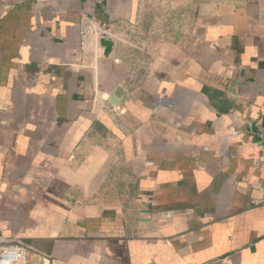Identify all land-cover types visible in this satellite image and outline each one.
I'll use <instances>...</instances> for the list:
<instances>
[{"label":"crops","instance_id":"obj_1","mask_svg":"<svg viewBox=\"0 0 264 264\" xmlns=\"http://www.w3.org/2000/svg\"><path fill=\"white\" fill-rule=\"evenodd\" d=\"M263 130L264 0H0V227L48 264H264Z\"/></svg>","mask_w":264,"mask_h":264},{"label":"built area","instance_id":"obj_2","mask_svg":"<svg viewBox=\"0 0 264 264\" xmlns=\"http://www.w3.org/2000/svg\"><path fill=\"white\" fill-rule=\"evenodd\" d=\"M80 43L84 47L90 43L99 44L101 39L111 38L109 26L101 24L94 18L86 15L79 21ZM264 144V130L260 134ZM261 194L254 199L255 203H264V187ZM49 259L42 253H37L23 239L7 235L0 227V264H48Z\"/></svg>","mask_w":264,"mask_h":264},{"label":"rangeland","instance_id":"obj_3","mask_svg":"<svg viewBox=\"0 0 264 264\" xmlns=\"http://www.w3.org/2000/svg\"><path fill=\"white\" fill-rule=\"evenodd\" d=\"M126 179L125 169L119 159L115 166L110 167L104 173L100 189L104 196L103 202L117 206L119 209L134 208L138 204L133 197L137 191L133 189L134 182L130 183Z\"/></svg>","mask_w":264,"mask_h":264},{"label":"water","instance_id":"obj_4","mask_svg":"<svg viewBox=\"0 0 264 264\" xmlns=\"http://www.w3.org/2000/svg\"><path fill=\"white\" fill-rule=\"evenodd\" d=\"M100 42L101 45L105 48V54L109 55L113 47L114 41L111 38L104 37L101 39ZM126 99H127V93L121 85L116 87L114 93L109 98L110 102L116 107H120L121 105H123Z\"/></svg>","mask_w":264,"mask_h":264}]
</instances>
